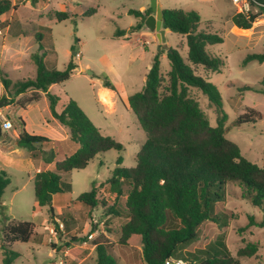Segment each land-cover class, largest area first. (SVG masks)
<instances>
[{
    "label": "rangeland",
    "instance_id": "rangeland-1",
    "mask_svg": "<svg viewBox=\"0 0 264 264\" xmlns=\"http://www.w3.org/2000/svg\"><path fill=\"white\" fill-rule=\"evenodd\" d=\"M17 3L21 5L17 18L22 20L26 17L29 20L24 29L34 35H44L42 41L48 50L45 58L48 69H63L77 52L80 56L76 54L75 60L92 72H75L68 81L54 85L52 93L60 98L59 105L69 98L75 100L102 133L121 142L124 149L100 153L85 169L70 173L72 189L55 195V216L49 207H39L36 202L35 170L28 150L19 147L23 154L14 155V163L0 158V172H8L11 178V184L0 199V264H3L4 244L1 230L8 220L13 219L31 221L36 225V232L28 242L15 241L12 244V249L19 254L13 264H96V240L111 245L109 253L120 264H127L126 249L117 244L118 236L109 231L119 228L120 221L125 223L127 220L116 215L107 218L111 215L108 209L114 205L115 199L109 185L104 182L119 166L120 157L123 158L121 166H135L136 155L146 139L127 97L143 89L147 73L158 54L163 74L171 69L167 56L171 49H178L187 59L186 36L168 31L161 43L151 31L131 34L129 38L114 37L117 30H128L139 21L130 14V10L149 9L151 0H18ZM39 3L43 6L39 7ZM158 3L162 9L197 11L201 18L199 29L209 27L223 37L222 43L207 46L209 53L224 61L221 71L209 74L198 68L197 73L212 82L222 95L223 108L228 114L226 137L239 145L248 160L263 165L264 62L244 64L243 60L248 54L264 52V13L258 16L250 29L241 30L231 20L234 7L223 0H158ZM93 7L97 8V12L85 17L84 14ZM237 10L241 12L238 7ZM58 11L67 12L69 19L59 21L56 17ZM249 11L257 13L259 9L250 6ZM24 13L26 16H23ZM24 49L22 53L27 54L22 69L16 70L10 63L6 65L9 68L6 73L13 81L36 75L31 55L38 51V44L33 39L26 43ZM1 74L5 76L4 72ZM105 77L127 97H122L118 90H107L109 88L103 83ZM35 94H26L19 102H26ZM190 95L199 102L211 125L217 126V113L208 97L195 88L190 89ZM4 107H0V115ZM251 109L260 112L261 117L256 122L237 124L238 117ZM32 116L33 121L29 120V123L31 127H36L38 121L34 114ZM0 145L8 148L11 144L5 138ZM52 166L54 170L55 166ZM93 185H101L98 194L101 203L91 210L78 197L90 191ZM125 199L124 195L120 203H124ZM60 206L63 207L61 212ZM115 208L118 209V206ZM216 212L221 216L220 223L205 222L198 231V241L179 249L176 252L178 258L191 264L190 257L204 258L207 248L220 250L226 243L240 264H264V227L249 225L251 217L257 222L264 219V209L244 199L240 187L229 182ZM249 242L259 243L257 254L238 257L239 249ZM135 264L145 262L137 256Z\"/></svg>",
    "mask_w": 264,
    "mask_h": 264
},
{
    "label": "trees",
    "instance_id": "trees-1",
    "mask_svg": "<svg viewBox=\"0 0 264 264\" xmlns=\"http://www.w3.org/2000/svg\"><path fill=\"white\" fill-rule=\"evenodd\" d=\"M248 2L252 7H257L259 12H236L231 20L241 30L250 29L258 16L264 13V0ZM17 7L12 0H0V16ZM96 12L97 8L93 7L84 16ZM152 13V8L145 11L130 10V14L136 16L139 22L128 30H117L114 37H124L146 28L145 20ZM163 15L164 27L186 36L187 59L182 57L178 49H171L167 55L171 69L163 74L160 54L154 58L145 86L128 97L129 107L145 132V142L136 155L134 167L121 166L123 158L120 157L119 166L104 182L109 185L115 199L108 211L127 220L119 228L109 230L110 233L118 236L119 245L141 246L146 264H165L170 258H178L176 252L179 249L198 241V231L205 222L219 224L221 216L216 208L224 199L225 186L229 182L240 187L244 199L264 209V163L258 165L248 160L239 145L226 137L228 114L223 108L222 95L212 82L197 73L198 68L209 74L221 71L224 61L209 53L207 46L222 43L223 37L209 27L200 30L201 18L195 10L163 9ZM56 17L63 21L70 16L67 12L58 11ZM43 36L36 34L39 48L32 55L36 76L12 81L0 73L6 91L0 101L6 100L10 105L15 97L29 91L36 94L28 101L37 100L40 93L46 94L52 117L68 130L69 138L78 145L73 154L56 161L57 153L52 146L58 142L43 135L30 134L20 116L15 120L16 127L20 129L17 146L27 149L33 160L42 162V169L36 173L34 180L36 202L39 207H49L55 216L53 197L71 191L69 174L85 169L100 153L112 149L122 151L124 146L112 136L102 133L72 98L60 107V98L51 93L49 88L53 84L68 81L78 71L79 65L75 55H72L63 69H48ZM251 61L263 63L264 52L248 54L243 63ZM103 79L105 87L116 91L107 77ZM191 88L201 91L215 107L217 126L211 125L199 102L190 95ZM260 117V112L251 109L239 116L236 123L248 124ZM6 118L11 119V116L6 115ZM54 161L55 169H46ZM9 175L5 171L0 172V199L11 184ZM101 185H93L78 200L91 210L97 208L101 203L98 197ZM124 195L126 199L120 203ZM249 225L264 227V219L257 222L251 217ZM35 232L36 225L31 221L8 220L1 230L4 241L3 264H13L19 256L12 249V244L15 241L28 242ZM110 247L107 242L96 240V264H118L109 253ZM258 251L259 243L249 242L239 249L237 255L253 257ZM189 259L191 264H240L226 243L220 250L207 248L204 258L193 256Z\"/></svg>",
    "mask_w": 264,
    "mask_h": 264
},
{
    "label": "crops",
    "instance_id": "crops-1",
    "mask_svg": "<svg viewBox=\"0 0 264 264\" xmlns=\"http://www.w3.org/2000/svg\"><path fill=\"white\" fill-rule=\"evenodd\" d=\"M12 1L14 4H17V6H18L17 9H13V10L3 14L2 16H0V73L4 72L5 77H7V78H9L8 77L9 75L6 72L9 71V68H7L6 65L10 63L13 65V67L16 70L22 69L23 68V59L25 57V54H27V52L22 53L23 51H25V49H24L25 45L27 42H31L33 39L36 41V35H34V33H32V31H28V30L24 29V27L29 24V20L26 17H22V20L17 18V12L20 10L21 5H18V3H17L18 0H12ZM223 1L231 4L234 7V10H233L234 13L231 15V18H232V16L238 11L237 6L233 3L232 0H223ZM41 6H43V4L39 3V7H41ZM146 9H147L146 7L143 8V11H145ZM23 16H26L25 13ZM163 28H164V26H163ZM147 31H149V30L146 27V28L141 29V31L135 32L133 34H139V33L144 34V33H147ZM168 31H171V30L170 29L167 30L166 33ZM151 33H153V32H151ZM166 33H165V35H166ZM153 34L156 36L155 33H153ZM128 35H131V34H128ZM128 35L124 36L123 38H129ZM38 48H39V45H38ZM144 48H147V44H144ZM46 51H48V50L46 49ZM31 57H32V55H31ZM46 57H47V52H46L45 58ZM33 63H34V61H33ZM45 63H46V60H45ZM76 63L79 65V69L76 72H84V71L88 70L85 67H83L80 63H78L77 61H76ZM34 77H29V78H34ZM23 79H27V78H23ZM54 85H56V84H53L49 88V91L51 93H52V89H53ZM107 90L114 92L110 89H107ZM116 90H118L121 93V91L117 87H116ZM31 93H34V91H29L26 94H31ZM5 94H6V91H5V88H4V86L1 82V79H0V98L2 96H4ZM26 94L19 95L16 98L15 103L13 102L10 105H6V107H4V109L1 111V113L5 116L10 115L11 116L10 120L13 123L15 122L16 118L20 116L21 118H23V120L25 119L24 120L25 124H26L25 128L30 134L33 133L35 135H43V136L45 135L46 137H48L54 141H57L58 143H56L52 146V147H54V149L57 153L56 161L61 160L64 157L73 154L77 150L78 145L75 142L74 143L76 145H74L72 143L73 141L69 138L68 130L62 124H60L57 120H55L52 117L49 100H48L46 94L40 93L39 98L37 100L23 102L24 106H21L22 102H19V100L22 97H24ZM121 95H122V97L126 96L125 94L123 95V93H121ZM128 97H127V100H128ZM60 107H62V105ZM32 114H34V116L36 117V120L38 121V125L36 127H31V125L29 123L30 122L29 120L33 121ZM19 130L20 129H18L15 126V123H14L13 129L8 130V131L3 130L4 137L7 138V141L11 145L8 148H6V146L1 147V145H0V158L4 157L7 160V162H9V163L15 162L14 158H13L14 155H22L23 154V152L20 150V148L17 146V144L13 145L14 140L17 141L16 139L19 135ZM0 143H1V141H0ZM62 155H63V157H60ZM29 156H30V154H29ZM30 158H31V156H30ZM30 162L34 165V170H35V175H36V173L42 169V162L40 160H33L32 158H31ZM55 163L56 162L54 161L53 163L48 165L46 167V169L52 170L51 169L53 167L52 165L55 166ZM54 198H55V195L53 197V200H54ZM2 204H3V202H2ZM62 208H63L62 206L59 207L60 212H61ZM110 216H114V214L107 216V218H109ZM116 217H119V216H116ZM120 222L121 223H119V225H121L123 223L122 221H120ZM120 246H122V245H120ZM122 247L125 248L127 251V264H135V259L137 258V256H139L141 259H143L141 246L130 245V246H122ZM54 248H56V247H54ZM93 250H94V247L92 248V251H90V259H91V256L93 255ZM81 261L83 262L84 260L81 259ZM117 262H118V264H120L119 261H117Z\"/></svg>",
    "mask_w": 264,
    "mask_h": 264
},
{
    "label": "water",
    "instance_id": "water-1",
    "mask_svg": "<svg viewBox=\"0 0 264 264\" xmlns=\"http://www.w3.org/2000/svg\"><path fill=\"white\" fill-rule=\"evenodd\" d=\"M151 8L153 13L150 14L146 20H145V25L147 29L153 33L156 34L157 39L159 42H163L165 40V33L169 28L164 27L165 24V19L163 15V9L161 8L160 4L158 3V0H151ZM74 55H76V52H74ZM88 73H92L89 69L86 70ZM8 105V101L6 100H1L0 101V107ZM0 139L4 142L5 137L3 133V128H2V121L0 119ZM18 144L17 141L14 140L13 145Z\"/></svg>",
    "mask_w": 264,
    "mask_h": 264
},
{
    "label": "built area",
    "instance_id": "built-area-1",
    "mask_svg": "<svg viewBox=\"0 0 264 264\" xmlns=\"http://www.w3.org/2000/svg\"><path fill=\"white\" fill-rule=\"evenodd\" d=\"M233 3L239 8L241 12H249L250 10V3L248 0H232ZM80 56V53H77V57ZM0 119L2 121V128L4 131H8L14 128L13 122L6 118L4 115H0ZM165 264H187L185 260L182 258H170L168 259Z\"/></svg>",
    "mask_w": 264,
    "mask_h": 264
}]
</instances>
